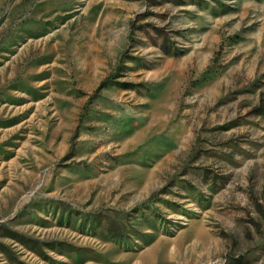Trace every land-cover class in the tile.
<instances>
[{
    "label": "rangeland",
    "instance_id": "rangeland-1",
    "mask_svg": "<svg viewBox=\"0 0 264 264\" xmlns=\"http://www.w3.org/2000/svg\"><path fill=\"white\" fill-rule=\"evenodd\" d=\"M0 264H264V0H0Z\"/></svg>",
    "mask_w": 264,
    "mask_h": 264
}]
</instances>
